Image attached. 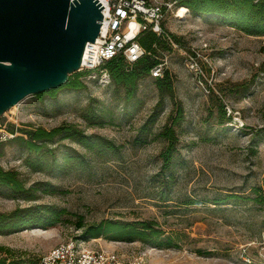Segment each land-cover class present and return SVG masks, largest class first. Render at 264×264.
<instances>
[{
	"label": "rangeland",
	"instance_id": "rangeland-1",
	"mask_svg": "<svg viewBox=\"0 0 264 264\" xmlns=\"http://www.w3.org/2000/svg\"><path fill=\"white\" fill-rule=\"evenodd\" d=\"M179 7L168 8L162 21L179 48L168 40L156 50L174 99L158 103L155 78L147 75L125 104L123 88L100 68L91 78L79 76L78 89L67 84L81 72L73 71L64 85L28 95L0 115V168L14 171L28 190L20 196L0 184V212L31 207L50 217L0 230V264H36L70 239L149 264H264V36L213 16L177 17ZM193 46L200 49L197 63L183 53ZM176 101L183 116L172 125ZM61 124L100 137L101 145L57 138L48 146L69 158L48 155L46 168L30 167L14 137ZM166 124L177 143L170 166L160 170ZM103 219L143 222L156 236L86 237L77 227Z\"/></svg>",
	"mask_w": 264,
	"mask_h": 264
},
{
	"label": "trees",
	"instance_id": "trees-1",
	"mask_svg": "<svg viewBox=\"0 0 264 264\" xmlns=\"http://www.w3.org/2000/svg\"><path fill=\"white\" fill-rule=\"evenodd\" d=\"M167 1V0H163ZM173 7L185 6L188 12L195 16H213L222 24L234 27L250 35L264 36V0H175ZM165 8V7H164ZM163 33L156 34L151 30L142 31L137 41L144 49V53L135 61L127 62L123 56L116 55L105 61L98 69H103L109 75L111 84L114 87L123 88V103L130 102L137 91L138 83L147 75L151 76L150 70L162 61L156 55L158 48H164L171 38L167 35L161 23ZM171 42V41H170ZM179 44V43H177ZM180 45V44H179ZM88 71H81L74 79L68 81L73 89H78L83 83L79 76L86 75ZM161 77H154L159 91L160 103L164 96L173 98L172 79L163 70ZM64 85V84H63ZM49 90L48 92H52ZM41 93L36 94L40 96ZM183 116L180 101L175 102L174 113L170 115L172 125L177 124ZM96 118V117H95ZM14 140L28 153L27 164L35 169L47 167V156L57 161V156L66 161L69 154L57 152L56 147H49L55 139L71 138L76 139L85 148L93 149L101 145L100 137L92 134H85L81 129L71 124H61L51 129L42 127L21 129ZM160 135L166 140V147L161 153L162 165L160 170L167 169L172 161L173 152L176 150L177 136L174 128L164 125ZM60 154V155H59ZM0 184L11 192L23 196L28 190L23 187L16 173L12 170L0 168ZM227 199L214 203H227ZM49 211L38 212L34 208H16L7 213L0 212V230L15 231L31 223H44L50 217H46ZM42 213V214H41ZM82 228V235L86 237L108 236L116 240H141L151 242L156 233L149 231L146 223H132L117 219H103L96 223L77 225ZM164 244H169L165 242Z\"/></svg>",
	"mask_w": 264,
	"mask_h": 264
},
{
	"label": "water",
	"instance_id": "water-1",
	"mask_svg": "<svg viewBox=\"0 0 264 264\" xmlns=\"http://www.w3.org/2000/svg\"><path fill=\"white\" fill-rule=\"evenodd\" d=\"M101 8L98 0H0V115L79 71L85 44L98 35Z\"/></svg>",
	"mask_w": 264,
	"mask_h": 264
},
{
	"label": "built area",
	"instance_id": "built-area-1",
	"mask_svg": "<svg viewBox=\"0 0 264 264\" xmlns=\"http://www.w3.org/2000/svg\"><path fill=\"white\" fill-rule=\"evenodd\" d=\"M98 1L103 5L100 9L102 20L99 32L93 42L85 44L79 67V71H88L86 78H91L93 71L98 70L105 61L116 55L123 56L127 62L137 60L144 53V49L137 41L139 34L146 30L156 34L163 33L161 23L165 12L175 2V0ZM171 43L175 48H179L177 44L172 41ZM183 53L186 54V59H190V63H197L200 49L193 46L188 53L185 51ZM164 66L165 62L162 60L152 67L151 76H162ZM36 264L149 263L141 258H129L114 249L89 245L83 239H70L48 249Z\"/></svg>",
	"mask_w": 264,
	"mask_h": 264
},
{
	"label": "bare ground",
	"instance_id": "bare-ground-1",
	"mask_svg": "<svg viewBox=\"0 0 264 264\" xmlns=\"http://www.w3.org/2000/svg\"><path fill=\"white\" fill-rule=\"evenodd\" d=\"M186 13H187V8L185 6H181L175 13V16L183 18L184 16H186Z\"/></svg>",
	"mask_w": 264,
	"mask_h": 264
}]
</instances>
